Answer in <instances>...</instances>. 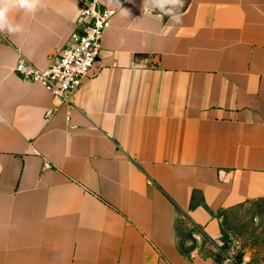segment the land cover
<instances>
[{"label":"crops","instance_id":"1","mask_svg":"<svg viewBox=\"0 0 264 264\" xmlns=\"http://www.w3.org/2000/svg\"><path fill=\"white\" fill-rule=\"evenodd\" d=\"M99 1L118 13L71 103L16 66H49L78 0L0 34V264H225L207 243L264 202V0H184L179 22Z\"/></svg>","mask_w":264,"mask_h":264},{"label":"built area","instance_id":"2","mask_svg":"<svg viewBox=\"0 0 264 264\" xmlns=\"http://www.w3.org/2000/svg\"><path fill=\"white\" fill-rule=\"evenodd\" d=\"M81 16L67 44L45 69H38L20 59L16 71L26 80L42 83L62 103H71L85 78L91 75L103 50V37L112 26L118 9L108 7L99 0H78ZM54 110L48 111V117ZM230 263L232 259H228Z\"/></svg>","mask_w":264,"mask_h":264},{"label":"rangeland","instance_id":"3","mask_svg":"<svg viewBox=\"0 0 264 264\" xmlns=\"http://www.w3.org/2000/svg\"><path fill=\"white\" fill-rule=\"evenodd\" d=\"M259 205L248 217L243 214V220L240 215L232 220V234L223 243H207V249L219 261L232 259L230 264H240L242 254L251 253L249 264H264V202Z\"/></svg>","mask_w":264,"mask_h":264},{"label":"clouds","instance_id":"4","mask_svg":"<svg viewBox=\"0 0 264 264\" xmlns=\"http://www.w3.org/2000/svg\"><path fill=\"white\" fill-rule=\"evenodd\" d=\"M145 2L179 22L178 10L183 8L184 0H145ZM43 5L44 0H0V34L11 36L23 33L25 25L17 22L14 14L18 12L25 15L34 14ZM225 264H230V262L225 261Z\"/></svg>","mask_w":264,"mask_h":264}]
</instances>
